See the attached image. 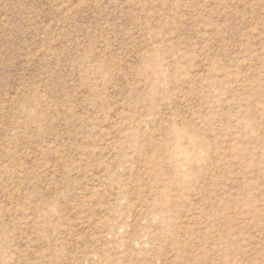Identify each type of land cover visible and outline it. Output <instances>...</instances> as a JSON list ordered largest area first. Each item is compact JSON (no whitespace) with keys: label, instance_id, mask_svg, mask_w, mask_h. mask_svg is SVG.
I'll return each instance as SVG.
<instances>
[{"label":"rangeland","instance_id":"obj_1","mask_svg":"<svg viewBox=\"0 0 264 264\" xmlns=\"http://www.w3.org/2000/svg\"><path fill=\"white\" fill-rule=\"evenodd\" d=\"M0 264H264V0H0Z\"/></svg>","mask_w":264,"mask_h":264}]
</instances>
